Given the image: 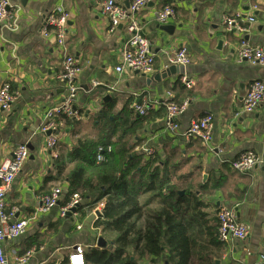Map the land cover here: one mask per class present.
Returning a JSON list of instances; mask_svg holds the SVG:
<instances>
[{"label": "crops", "instance_id": "obj_1", "mask_svg": "<svg viewBox=\"0 0 264 264\" xmlns=\"http://www.w3.org/2000/svg\"><path fill=\"white\" fill-rule=\"evenodd\" d=\"M8 1L15 19L12 29L0 23V86L9 82L15 97L8 111H0V165L12 157L17 145L26 142L32 146L7 194L10 220L29 217L44 194L55 186H65L61 179H51L55 174L54 158L45 148V136L39 127L44 113L63 99L65 90L57 75L63 54H69L81 67L77 76L80 89L74 103L81 125L73 133L63 121L58 123L57 156L65 160L78 137H93L91 118L107 103L113 101L112 112L117 114L127 103L135 112L133 105L144 97L149 102L157 100L158 105L150 110L156 112L163 106V113L151 117L137 131V150L145 152L151 148L163 156L174 153L173 160L180 165L177 175L189 176L186 182L198 194V187L206 182L208 187L215 180L221 183L217 189L200 194L206 205L204 210L214 217L221 206H235L237 218L249 227V235L245 240L222 242V248L215 249L212 264H263L264 101L250 113L241 107L249 85L264 80V67L237 60L241 36L225 32L222 19L235 12L253 16L255 21L242 37L264 49V0L149 3L137 12L135 19L155 54V70L151 74L115 72L128 36L126 22L109 31V22L95 0ZM115 1L128 8L133 0ZM164 5L174 9V15L164 23L174 27L171 35L156 28L159 23L155 12ZM57 6L69 13L62 52L51 30L46 36L42 34L47 16ZM181 46L187 48L190 57L184 72L155 80L154 76L166 68V55ZM183 75L193 80L191 88L180 82ZM167 102H186L175 132L163 124ZM205 114L214 120L211 140L208 144L197 138L186 140L183 133L190 121ZM85 128H90L89 132ZM246 151L254 152L259 162L250 172L241 174L231 169L230 163ZM62 200L63 197L56 206L31 220L24 234L4 240L7 264H17V259L27 252L30 255L23 264H67L74 246L82 245L86 252L97 247V238L107 233L102 227H95L100 202L91 208L92 198L80 199L74 213L61 216L60 209L65 206ZM142 264L166 262L161 257H147Z\"/></svg>", "mask_w": 264, "mask_h": 264}, {"label": "trees", "instance_id": "obj_2", "mask_svg": "<svg viewBox=\"0 0 264 264\" xmlns=\"http://www.w3.org/2000/svg\"><path fill=\"white\" fill-rule=\"evenodd\" d=\"M114 105L107 103L91 118L93 137H78L65 160L53 159L51 179H61L65 185L62 205L73 194L92 198L91 208L103 201L95 227L113 236L104 247L85 251L86 264H142L147 257L164 258L166 264H212L215 249L223 243L217 237L216 214L204 210L200 194L221 183L215 180L208 187L206 182L198 194L187 184L189 176L177 175L180 165L173 160L174 153L137 150V131L161 115L163 106L139 115L128 103L115 114ZM55 120L73 133L81 124L64 116Z\"/></svg>", "mask_w": 264, "mask_h": 264}, {"label": "built area", "instance_id": "obj_3", "mask_svg": "<svg viewBox=\"0 0 264 264\" xmlns=\"http://www.w3.org/2000/svg\"><path fill=\"white\" fill-rule=\"evenodd\" d=\"M100 7L101 13L109 22V31H113L118 25L126 22L127 39L124 44L121 59L114 70L121 74L126 70L135 71L143 74H151L155 70V54L152 52L150 41L141 35L138 22L135 15L141 9L146 7L154 0H133L128 8L119 5L115 0H95ZM174 15V9L171 5H164L160 10L155 12V18L159 24H164ZM15 16L10 8L8 0H0V23L6 28L14 27ZM69 13L61 6L55 7L52 14L48 15L45 21L43 35H47L49 30L52 31L57 47L64 51L67 35V22ZM254 17L243 16L240 12L224 16L222 25L225 32H232L241 36L239 45L236 49V58L239 62H246L254 66L264 67V49L248 43L242 34L247 31V26L254 22ZM190 63V57L187 48L181 46L175 52L166 55L165 66L182 65L187 66ZM81 71L79 61L74 56L63 54L61 69L57 75L58 81L62 84L65 94L62 101L53 108L44 113L43 123L39 127V132L45 136V148L51 152L52 157H57L56 146L58 142V123L56 117L64 116L66 118L80 119L75 110L74 103L80 89L77 83V76ZM180 82L186 87L193 86V80L183 75ZM14 93L9 82H3L0 86V111H8L14 100ZM264 101V80H255L246 91L242 100V111L245 113L252 112L261 102ZM157 100L152 102L143 98L141 103L133 105L135 112L139 115H146L148 111L157 106ZM186 102L177 104L167 102L165 106V115L163 124L170 131H177L179 128L177 118L183 112ZM213 116L205 114L200 118L193 119L188 124L183 135L186 140L197 138L202 143L208 144L211 140L213 129ZM145 152L153 153L151 148H146ZM29 149L27 143L17 145L12 151V157L0 165V264H7L6 256L3 249L5 239H14L25 233L29 222L35 219L39 214L49 211L56 206L63 197L65 186H55L40 198L39 205L34 209L29 217L10 220L12 213H7V194L16 176L21 171L25 161L28 159ZM100 156L97 157L100 160ZM259 162L257 155L252 151L241 153L237 159L230 163L231 169L238 173L246 174L250 172ZM80 198L73 194L71 201L60 209V215L64 216L71 208L77 206ZM102 209L103 202L98 204ZM218 221L217 237L220 242L231 240H245L249 235V227L246 223L237 218L235 206H221L216 212ZM30 253L22 255L17 259V264H23L28 259ZM264 264V256H260ZM67 264H86L85 249L82 245H76L67 256Z\"/></svg>", "mask_w": 264, "mask_h": 264}, {"label": "water", "instance_id": "obj_4", "mask_svg": "<svg viewBox=\"0 0 264 264\" xmlns=\"http://www.w3.org/2000/svg\"><path fill=\"white\" fill-rule=\"evenodd\" d=\"M156 28H158L161 31L167 32L169 35H171L173 33V30H174L173 26H170V25H167V24H158L156 26ZM183 72H184V66H182V65H170V66L166 67L164 69V71L160 72L159 74H156L154 76V79L155 80H160V78H166V77H168L170 75H173V74H182ZM27 146H28L29 150L32 151V146H30L29 144ZM30 157H32V156H30ZM205 177H206V174L203 175V182H204V178ZM180 194H182V191L180 192ZM76 207L77 206L71 208L70 211L67 212V214L74 213ZM97 214H99V212ZM105 245H106L105 240L101 236L98 237L96 246L99 247V248H102Z\"/></svg>", "mask_w": 264, "mask_h": 264}, {"label": "rangeland", "instance_id": "obj_5", "mask_svg": "<svg viewBox=\"0 0 264 264\" xmlns=\"http://www.w3.org/2000/svg\"><path fill=\"white\" fill-rule=\"evenodd\" d=\"M81 125V124H80ZM82 128H83V126H81ZM89 130H90V128H88V130H87V128H85V132H89ZM102 237V236H101ZM104 237V238H103ZM103 239H105V240H107V243H109V241L112 239V235H109L108 233H104L103 234ZM106 242V241H105ZM84 249H86V247L84 248ZM87 250V249H86Z\"/></svg>", "mask_w": 264, "mask_h": 264}]
</instances>
